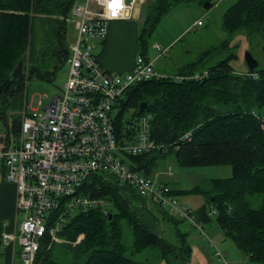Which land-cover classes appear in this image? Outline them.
Listing matches in <instances>:
<instances>
[{
  "label": "trees",
  "instance_id": "obj_1",
  "mask_svg": "<svg viewBox=\"0 0 264 264\" xmlns=\"http://www.w3.org/2000/svg\"><path fill=\"white\" fill-rule=\"evenodd\" d=\"M75 1L0 0L2 102L10 95L21 94L27 78L38 76L50 81L56 68L67 62L71 44L65 33ZM191 2L213 5L212 0L144 2V25L138 35L140 54L147 57L141 49L143 37L152 33L163 15L180 3ZM221 21L228 35H245L249 45H259L264 52V0H237L225 10ZM37 24L41 27L39 48ZM230 44L225 39L208 48L176 74L137 80L115 103L120 109L115 124L121 136L127 126L119 119L128 106L138 110L131 120V134L139 116L147 112L152 115L151 137L164 148L129 156L131 166L150 178L158 159L167 152L174 153L181 166L230 165V177L212 178L196 188L206 198V206L196 214L205 224L215 221L250 261L264 264V67L235 71L231 62L238 58L236 52L218 57L231 51L234 46ZM20 60L23 74L17 79L12 72ZM51 65L53 69L48 70ZM204 71L207 73L201 78H191ZM142 101L147 103L146 110L139 109ZM0 113L5 121L1 105ZM21 121L22 117L13 119L11 130L15 136ZM84 186L93 195L111 201L112 218L100 209L70 215L58 233L61 241H52L48 234L42 238L38 252L41 264H157L159 260L192 264V246L187 233L179 228L185 220L157 204L161 217L172 222L177 235L176 242L168 241L140 221L117 188L100 174L89 178ZM171 193L175 195L176 190L172 188ZM207 206L216 213L210 215ZM147 250L152 257L140 259L139 255Z\"/></svg>",
  "mask_w": 264,
  "mask_h": 264
},
{
  "label": "built area",
  "instance_id": "obj_2",
  "mask_svg": "<svg viewBox=\"0 0 264 264\" xmlns=\"http://www.w3.org/2000/svg\"><path fill=\"white\" fill-rule=\"evenodd\" d=\"M143 2L120 0L113 15L110 5L114 0H76L70 12L77 34L70 45L69 74L64 86L42 112H26V101L16 142H0L4 181L16 185L17 211L22 217L18 231L3 233L2 241L19 243L23 264H41L38 252L42 238L48 234L52 241H61L58 233L70 215L98 209L105 214L112 212L109 199L93 195L84 186L97 174L115 187L109 176L117 183L128 184L137 194L150 196L153 203L190 222L209 239L218 261L225 262V255L205 233L206 224L192 208L180 205L169 185L131 166L129 156L164 148L151 137L152 115L147 112L139 116L133 134L126 127L120 136L116 129L113 106L125 90L137 80L164 75L142 54L137 55L130 71H107L95 48L107 40L111 22L133 17ZM155 47L166 54L160 45ZM206 73L197 72L191 78H201ZM251 75L257 78L256 73ZM171 171L169 165L166 172ZM211 213L216 210L212 208Z\"/></svg>",
  "mask_w": 264,
  "mask_h": 264
},
{
  "label": "rangeland",
  "instance_id": "obj_3",
  "mask_svg": "<svg viewBox=\"0 0 264 264\" xmlns=\"http://www.w3.org/2000/svg\"><path fill=\"white\" fill-rule=\"evenodd\" d=\"M235 1L237 0H219L217 2L212 0L213 5L208 8H204L203 5L193 2L178 4L163 15L152 33L143 37L144 42L141 47L142 51L153 61L155 69L158 72L161 74L166 73L173 75L179 72V69L184 66V64L193 61V59L202 52L207 51L208 48L217 46L221 41L229 39L231 42L230 45L234 47L231 51L222 53L218 57H224L229 52H236L238 58H235V60L231 62L235 71H247V64L244 61V56L247 51H250L258 60L260 67H264V52L259 45H249L248 38L239 33L228 35L222 27V15ZM141 17L142 16L139 15L140 19L132 21L137 24V37L140 33V29L144 25L143 18L141 19ZM198 20L204 24L198 25ZM67 26L65 39L71 44L77 34L74 26V19L71 18L68 20ZM36 27L38 35L36 46L39 48L42 44L41 27H39L38 24ZM192 27H194V29L191 30ZM155 44L160 45L162 50L166 52V55L160 54L155 49ZM101 49L102 45L97 46L95 52L99 53ZM139 54L138 52V55ZM35 59L36 61L39 59L38 55L35 56ZM51 69H53V65L48 67V70ZM68 74V63L65 61V63L60 64L59 67L56 68L50 81L38 76L27 78L25 83L26 87L23 88L21 94L8 96V100L5 103L2 102V99L0 100V105L6 113V119L10 120L11 117L13 119L21 118L24 113L23 110L26 101L28 102L26 112H31L33 109H38V111L42 112L43 107L48 104L52 96L61 91V87L64 86ZM39 101H42L43 104L41 105ZM119 110L117 106H114V119L118 117ZM137 113V109L128 106L119 119L120 123L123 125L125 124V126L130 129L132 127L131 120L135 118ZM14 140L15 136L12 137L11 141ZM156 165L151 176L152 179L155 176L158 180L160 178L165 179L168 182L167 185L176 190L177 194L175 193V196L178 203L180 205H188L195 213L206 206L205 194L196 191V188L206 184V182L212 178H225L230 177L232 174L231 166L225 164L196 167L181 166L178 164L175 154L169 152H167L165 156L159 158ZM169 165L172 166L171 173L166 172ZM106 182L111 184L109 181ZM123 195V197H127L129 201L137 203V206L139 205V200H135L124 193ZM137 197L139 199L141 198V196L139 197L138 195ZM147 200L148 201H146L144 205V211L158 219V222H160V235L165 237L168 241L175 242L176 235L172 222L161 217V209L156 203L154 204L149 198H147ZM209 209L210 208H208L207 211L212 215ZM179 228L183 233H187L189 242L192 246V264H261L259 262L250 261L247 254L243 250L237 248L233 240L219 229L215 221L206 224L205 233L225 255L224 263L218 261V257L215 255V248L210 245L209 239L200 235L199 232L192 227L190 222H180ZM129 242L130 239H127V243ZM147 251L148 252L140 254L139 258H151V253L149 250ZM157 264H166V262L159 260Z\"/></svg>",
  "mask_w": 264,
  "mask_h": 264
},
{
  "label": "crops",
  "instance_id": "obj_4",
  "mask_svg": "<svg viewBox=\"0 0 264 264\" xmlns=\"http://www.w3.org/2000/svg\"><path fill=\"white\" fill-rule=\"evenodd\" d=\"M141 8L139 12H135L133 17L115 20L110 23V29L106 38L107 40L102 44V49L98 53L100 64L105 70L114 73H122L130 71L134 67L133 65L138 52L140 53V42L139 38L136 36L137 24L132 21L140 19L139 15H141ZM142 18L143 16L141 19ZM159 53L161 54V52ZM12 122V117L10 120L5 119V121H3L2 114L0 113V136H3L5 139L4 141L7 143L14 144L19 134L15 136L14 133H12ZM14 136L15 140L11 141ZM109 177L110 180L116 183V188L122 197L124 196V193L125 195L140 201L137 206V203L129 201L127 197H123L128 206L137 212L139 220L144 222L155 235L161 236L160 222H158V219L144 211V205L146 201H148L147 198L151 201L152 198L150 196L139 195L128 184L117 183L112 176ZM153 179H156V176L153 177ZM156 180L168 184L163 178ZM135 193L139 197L141 196V198L139 199ZM21 220V214L17 211L16 185L4 181L3 160L0 157V264H23V260L19 254V243L14 242L6 244L2 241L3 233H14L15 230L18 231Z\"/></svg>",
  "mask_w": 264,
  "mask_h": 264
},
{
  "label": "water",
  "instance_id": "obj_5",
  "mask_svg": "<svg viewBox=\"0 0 264 264\" xmlns=\"http://www.w3.org/2000/svg\"><path fill=\"white\" fill-rule=\"evenodd\" d=\"M203 7L205 8H208L210 7V3L209 2H206ZM244 61L245 63L247 64V69L250 71H256L260 68V63L258 62V60L252 55V53L250 51H247L245 53V56H244ZM23 61L20 60L17 65L14 67V71L12 72V75L14 78H21L22 74H23ZM146 107H147V103L142 101L140 104H139V109L141 110H146ZM4 137L3 136H0V142H4ZM108 217L109 218H112V212H109L108 213Z\"/></svg>",
  "mask_w": 264,
  "mask_h": 264
},
{
  "label": "snow or ice",
  "instance_id": "obj_6",
  "mask_svg": "<svg viewBox=\"0 0 264 264\" xmlns=\"http://www.w3.org/2000/svg\"><path fill=\"white\" fill-rule=\"evenodd\" d=\"M120 6V0H114V3L110 5L113 9V15H115V9Z\"/></svg>",
  "mask_w": 264,
  "mask_h": 264
}]
</instances>
